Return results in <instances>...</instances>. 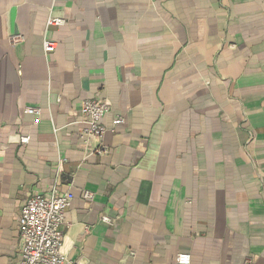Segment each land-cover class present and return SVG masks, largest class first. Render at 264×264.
<instances>
[{
	"label": "crops",
	"instance_id": "0c3cea01",
	"mask_svg": "<svg viewBox=\"0 0 264 264\" xmlns=\"http://www.w3.org/2000/svg\"><path fill=\"white\" fill-rule=\"evenodd\" d=\"M53 190L69 264H264V0H0V264Z\"/></svg>",
	"mask_w": 264,
	"mask_h": 264
},
{
	"label": "built area",
	"instance_id": "2783aa9c",
	"mask_svg": "<svg viewBox=\"0 0 264 264\" xmlns=\"http://www.w3.org/2000/svg\"><path fill=\"white\" fill-rule=\"evenodd\" d=\"M64 19L61 17H50L47 25H61ZM23 38L20 35H13L11 40L19 42ZM44 51L49 53L55 50V43L45 40ZM109 106L105 100L85 99L81 103V114L83 116V128L81 138L84 145L90 149L93 140L101 139L107 128L103 125L102 119L108 112ZM24 113L36 116L34 123L39 122L40 110L35 107H26ZM122 122L121 118L115 120ZM29 141L28 135H21L19 142L26 144ZM84 197L91 198L92 193L84 192ZM70 205V197L65 193L55 190L46 193H33L21 205L18 211L17 231L20 241V264H69L65 255L61 252L63 241V225L65 215ZM101 220L110 223L106 215ZM179 264H189L190 254L180 253L177 255Z\"/></svg>",
	"mask_w": 264,
	"mask_h": 264
}]
</instances>
